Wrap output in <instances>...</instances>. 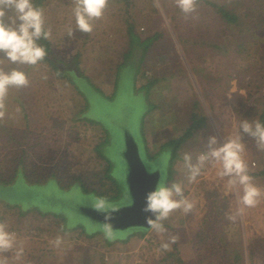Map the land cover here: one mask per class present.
<instances>
[{"label": "rangeland", "instance_id": "1", "mask_svg": "<svg viewBox=\"0 0 264 264\" xmlns=\"http://www.w3.org/2000/svg\"><path fill=\"white\" fill-rule=\"evenodd\" d=\"M207 1L240 21L228 24L203 1L186 15L175 0H108L84 33L75 25L76 0L45 1L53 57L79 77H60L43 62H0L4 70L22 69L29 81L0 98V222L25 250L10 264H264V199L230 219L240 204L235 192H225L226 178L208 164L190 181L183 159L191 153L195 163L209 135L223 143L240 120L260 119L264 111V0ZM131 27L141 40L157 37L146 52L136 45L115 98L105 99L93 86L113 93ZM127 133L147 171L181 182L195 206L173 211L166 232L119 226L107 239L104 220L90 210L98 194L118 197L107 201L119 209L127 205ZM108 135V147L97 150ZM180 139L177 148L165 147ZM242 141L249 172L264 189V150L246 133ZM78 226L91 238L79 236ZM171 236L175 243L162 249Z\"/></svg>", "mask_w": 264, "mask_h": 264}, {"label": "clouds", "instance_id": "2", "mask_svg": "<svg viewBox=\"0 0 264 264\" xmlns=\"http://www.w3.org/2000/svg\"><path fill=\"white\" fill-rule=\"evenodd\" d=\"M175 3L181 12L188 15L196 10L197 0H175ZM107 4L108 0H76L73 6L76 29L84 33L92 32L93 20L104 15ZM50 36L51 30L46 26L44 9L35 0H0V62L33 66L40 64L48 55V49L41 40H47ZM28 82V75L22 69L0 68V98L11 87H23ZM243 133L255 140L258 149L264 150V120L245 118L239 121L237 134L229 135L223 143L217 135H209L207 150L196 157L195 163L191 153L186 152L183 157L190 181H195L208 164L216 169L218 177L226 178L225 192H235L240 204L230 219H236L246 208L254 207L264 199V189L254 182L244 157ZM160 173L161 179L145 196L143 209L151 214L146 216V224L158 233L167 231L164 221L173 211L180 209L189 213L195 206V201L186 194L181 182L168 183L164 179V173ZM93 207L105 214L104 235L107 239H113L116 230L110 219L119 207L103 196L95 198ZM176 239V236H171L169 241H162L160 247L168 249ZM24 251L23 247L17 246L16 232L9 230L6 223L0 222V264L22 260ZM8 252L13 253L12 257L4 255Z\"/></svg>", "mask_w": 264, "mask_h": 264}, {"label": "water", "instance_id": "3", "mask_svg": "<svg viewBox=\"0 0 264 264\" xmlns=\"http://www.w3.org/2000/svg\"><path fill=\"white\" fill-rule=\"evenodd\" d=\"M124 157L128 168V197L131 200V203L113 212L110 222L113 227L123 226L124 228H129L139 226L150 228V226L146 224L145 218L151 214L146 213L143 210L145 196L148 191L152 190L156 186L160 179V173H150L147 171L141 159L139 147L129 133L126 134ZM90 213L92 215H99L98 217L104 220L103 222H106L104 213L96 210H90Z\"/></svg>", "mask_w": 264, "mask_h": 264}, {"label": "trees", "instance_id": "4", "mask_svg": "<svg viewBox=\"0 0 264 264\" xmlns=\"http://www.w3.org/2000/svg\"><path fill=\"white\" fill-rule=\"evenodd\" d=\"M46 0H35V3L38 5V6H41L43 7L44 3H45ZM207 2L209 4H211L213 6V8H215V11L220 15V17L222 18V20H224L225 22H227L228 24H236L237 22L240 21V16L237 15L236 13L232 12V11H228L225 7H222V6H219L217 4H212L210 2H208L207 0H197V2ZM133 28L131 27L129 29V32H130V35H129V43H130V49L129 51L124 55V63L120 64L117 66V70H116V83L114 85V91L111 95L107 96L105 93L101 92V90H99V88H95L94 89L100 93L105 99H108V100H113L116 96V93H117V89H118V83H119V79H120V72L122 70V68L124 66H126V61L130 58V56L132 55V51L133 49L136 47V45H140V46H144L145 47V52L147 51L146 49H148V46L150 43H152L155 39H156V35H154L153 37H150V38H146L144 40H141V38H139L138 35H136L134 32H133ZM41 43L44 44L46 46V48L48 49V55L46 56V58L42 61L43 63H46L48 65L51 66V68H53L57 74L60 76V77H65V75L69 72V74L72 73V75H76L74 73V71H65L63 72L62 70L59 69L58 67V60H55V58L53 57V46H52V43L50 42L49 39L47 40H41ZM144 52V54H145ZM144 54L142 57H144ZM141 61H142V58H141ZM78 76V75H76ZM79 77V76H78ZM81 78V77H80ZM155 82L152 81V82H149L146 86H144L147 90H149L150 86H152ZM87 104H86V108L87 110L90 109L89 107V104H88V101L86 100ZM260 119L261 120H264V111L262 112L261 116H260ZM88 123L92 124V125H100V123L96 122L95 120H90L87 119ZM181 141H183L182 139L176 141V142H170L168 144H166V148H171L173 145H175V147L177 148L178 144L181 143ZM110 144V138H109V135L107 136V138L103 141L102 144H100L98 147H97V150H100L101 148H106L108 147V145ZM173 148L172 151V159L174 158V156L176 155V148ZM101 151V150H100ZM113 169V166L111 165V163L108 162V168H107V179H111V170ZM18 173V172H17ZM115 182V181H114ZM112 181V183H114ZM1 183H5L6 185H10L12 183H14V180L11 181V182H1ZM114 184L117 185V183L115 182ZM82 187V186H81ZM85 192L88 193V191L86 189H84ZM98 196H103V195H100L98 194ZM104 197V196H103ZM106 198L107 200L109 201H112V200H115L117 199L118 197H114V196H110V197H104ZM129 198V197H128ZM127 201V199H126ZM77 231H79V236H85V237H88V238H91V236H87L85 235V230L82 226H78L76 228ZM93 237V236H92Z\"/></svg>", "mask_w": 264, "mask_h": 264}, {"label": "flooded vegetation", "instance_id": "5", "mask_svg": "<svg viewBox=\"0 0 264 264\" xmlns=\"http://www.w3.org/2000/svg\"><path fill=\"white\" fill-rule=\"evenodd\" d=\"M126 141V140H125ZM125 145H126V143H125ZM140 148V147H139ZM147 187V186H146ZM146 187H144L145 189H147ZM131 203V200L130 199H128L127 200V205H129Z\"/></svg>", "mask_w": 264, "mask_h": 264}]
</instances>
